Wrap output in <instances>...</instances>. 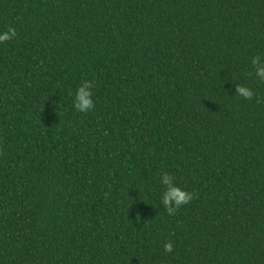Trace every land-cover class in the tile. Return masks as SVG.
I'll use <instances>...</instances> for the list:
<instances>
[{
	"label": "trees",
	"instance_id": "trees-1",
	"mask_svg": "<svg viewBox=\"0 0 264 264\" xmlns=\"http://www.w3.org/2000/svg\"><path fill=\"white\" fill-rule=\"evenodd\" d=\"M7 26L0 264H264V82L247 75L264 0H0ZM85 78L90 114L72 107ZM161 170L194 193L173 216Z\"/></svg>",
	"mask_w": 264,
	"mask_h": 264
},
{
	"label": "clouds",
	"instance_id": "clouds-1",
	"mask_svg": "<svg viewBox=\"0 0 264 264\" xmlns=\"http://www.w3.org/2000/svg\"><path fill=\"white\" fill-rule=\"evenodd\" d=\"M18 33L12 26H7L5 30H0V44L7 45L12 42ZM251 71L247 74L253 77L257 82H264V54H257L251 58ZM235 83L234 95L247 101L254 98L257 103L262 99L258 92L254 91L248 84ZM96 84L95 81L82 79L77 85L72 97V107L80 114H90L95 111L97 101L94 100ZM158 183L162 186L159 193V204L163 207L169 216L175 215L182 207L189 205L194 199V193L176 183V176L168 171L161 170L158 174ZM164 251L171 253L173 251V242L169 241L164 244Z\"/></svg>",
	"mask_w": 264,
	"mask_h": 264
}]
</instances>
